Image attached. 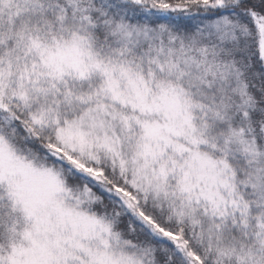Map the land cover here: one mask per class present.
<instances>
[{
    "label": "snow or ice",
    "instance_id": "obj_1",
    "mask_svg": "<svg viewBox=\"0 0 264 264\" xmlns=\"http://www.w3.org/2000/svg\"><path fill=\"white\" fill-rule=\"evenodd\" d=\"M0 264H264V0H0Z\"/></svg>",
    "mask_w": 264,
    "mask_h": 264
}]
</instances>
